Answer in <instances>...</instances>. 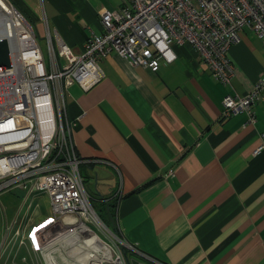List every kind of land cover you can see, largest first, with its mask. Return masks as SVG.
<instances>
[{
	"label": "crops",
	"instance_id": "crops-1",
	"mask_svg": "<svg viewBox=\"0 0 264 264\" xmlns=\"http://www.w3.org/2000/svg\"><path fill=\"white\" fill-rule=\"evenodd\" d=\"M11 1L38 26L39 37L50 30L75 54L103 34L102 14L123 6V0ZM175 50L176 61L157 72L111 52L99 84L69 90L77 153L96 160L81 170L97 200L123 189L118 206L105 205L109 227L148 264H264V150L257 153L264 101L254 107L255 123L247 114L223 117L224 97L247 96L264 75V42L243 30L228 53L231 87L213 78L193 48ZM47 198L37 197L35 210Z\"/></svg>",
	"mask_w": 264,
	"mask_h": 264
},
{
	"label": "built area",
	"instance_id": "built-area-1",
	"mask_svg": "<svg viewBox=\"0 0 264 264\" xmlns=\"http://www.w3.org/2000/svg\"><path fill=\"white\" fill-rule=\"evenodd\" d=\"M2 2L30 30L9 41L12 64L0 70V197L24 192L11 224L5 215L0 264L23 246L31 255H23L24 264L29 259L31 264H148L152 260L108 228L93 206L81 167L96 160L77 153L69 90L78 85L87 92L99 84L102 62L111 52L157 72L162 63L176 61L175 49L184 46L199 54L216 81L231 87L235 67L229 50L246 28L264 42V0H123L119 10L102 14L103 34L88 39L81 54L48 30L51 67L32 24L10 0ZM261 101L264 75L247 96L224 97L223 117L244 113L255 123L254 107ZM263 150L264 143L257 153ZM41 196L49 198L51 213L37 217L33 205ZM122 198L119 186L101 201L118 206ZM78 244L83 248L74 250Z\"/></svg>",
	"mask_w": 264,
	"mask_h": 264
},
{
	"label": "rangeland",
	"instance_id": "rangeland-1",
	"mask_svg": "<svg viewBox=\"0 0 264 264\" xmlns=\"http://www.w3.org/2000/svg\"><path fill=\"white\" fill-rule=\"evenodd\" d=\"M38 26H34L35 32L37 34L38 42L39 45L43 51V54L45 56V60L47 63L48 67H51L50 64V52L48 48V44L46 39L39 37V32H38ZM62 63L65 64L66 62L62 60ZM82 171V170H81ZM82 175L85 180V186L92 198V203L98 214L101 216V218L106 222L109 226V220L107 219V214L106 210H102V204L100 203L99 200L96 198V194L94 193L93 190V180L87 176V174H84L82 171ZM23 192L22 191H14L13 194L11 193H5L2 194L0 197V247H1V242L4 238L5 235V225H6V219L5 215H7V222L10 224L14 221L16 218L17 212L19 211V208L21 204L23 203L24 197H23ZM41 208H38L35 210L36 213H40V211L43 213V215H48L51 213V206H50V200L47 198L45 201H42L40 203ZM5 208V209H3ZM21 222V220H19ZM27 235V233H26ZM23 255H27L29 258H31V255L28 252H23L22 250H19L16 252V250L13 252L10 260H7L8 254L5 255L2 260L1 264H24L22 261ZM26 264H31V260L29 259V262Z\"/></svg>",
	"mask_w": 264,
	"mask_h": 264
},
{
	"label": "bare ground",
	"instance_id": "bare-ground-1",
	"mask_svg": "<svg viewBox=\"0 0 264 264\" xmlns=\"http://www.w3.org/2000/svg\"><path fill=\"white\" fill-rule=\"evenodd\" d=\"M14 8H16L15 5ZM26 30H30V27L26 26L25 20L20 15L18 16V14H16L7 4L2 2L0 5V40L6 39L8 41H16L20 37L24 38L23 36ZM27 57L28 59L32 58L31 55H28ZM107 227L110 228L109 226ZM43 228L46 227H42L36 233L44 230ZM82 248L83 245L78 244L74 250Z\"/></svg>",
	"mask_w": 264,
	"mask_h": 264
},
{
	"label": "water",
	"instance_id": "water-1",
	"mask_svg": "<svg viewBox=\"0 0 264 264\" xmlns=\"http://www.w3.org/2000/svg\"><path fill=\"white\" fill-rule=\"evenodd\" d=\"M11 51L9 41L6 39L0 40V70L11 67Z\"/></svg>",
	"mask_w": 264,
	"mask_h": 264
},
{
	"label": "trees",
	"instance_id": "trees-1",
	"mask_svg": "<svg viewBox=\"0 0 264 264\" xmlns=\"http://www.w3.org/2000/svg\"><path fill=\"white\" fill-rule=\"evenodd\" d=\"M10 1H11V0H10ZM11 2H12V1H11ZM12 3H13V2H12ZM13 4H14V3H13ZM14 5H15V4H14ZM17 9H18V8H17ZM18 10H19V9H18ZM19 11H20V10H19ZM20 12H21V11H20ZM21 13H22V12H21ZM22 14H23V13H22ZM26 19H27V18H26ZM27 20H28V19H27ZM28 21H29V20H28ZM29 22H30V21H29ZM99 201H100V200H99ZM100 203L103 205V206H102V210L105 211V210H106V209H105V208H106V206H105L106 203H104V202H102V201H100ZM111 209H112V208H111ZM112 211H113V210H112ZM106 212H107V211H106ZM107 213H108V212H107ZM103 221H104V220H103ZM109 223H110V222H109ZM105 224H106L107 226H109L106 222H105Z\"/></svg>",
	"mask_w": 264,
	"mask_h": 264
},
{
	"label": "clouds",
	"instance_id": "clouds-1",
	"mask_svg": "<svg viewBox=\"0 0 264 264\" xmlns=\"http://www.w3.org/2000/svg\"><path fill=\"white\" fill-rule=\"evenodd\" d=\"M31 23V22H30Z\"/></svg>",
	"mask_w": 264,
	"mask_h": 264
}]
</instances>
